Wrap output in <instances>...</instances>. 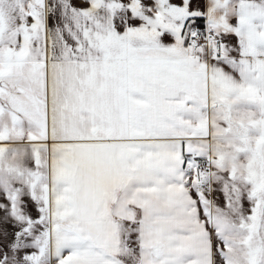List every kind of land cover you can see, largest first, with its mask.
Segmentation results:
<instances>
[{
  "label": "snow or ice",
  "instance_id": "snow-or-ice-1",
  "mask_svg": "<svg viewBox=\"0 0 264 264\" xmlns=\"http://www.w3.org/2000/svg\"><path fill=\"white\" fill-rule=\"evenodd\" d=\"M0 264H264V0H0Z\"/></svg>",
  "mask_w": 264,
  "mask_h": 264
},
{
  "label": "crops",
  "instance_id": "crops-1",
  "mask_svg": "<svg viewBox=\"0 0 264 264\" xmlns=\"http://www.w3.org/2000/svg\"><path fill=\"white\" fill-rule=\"evenodd\" d=\"M50 23H51V21H50Z\"/></svg>",
  "mask_w": 264,
  "mask_h": 264
},
{
  "label": "rangeland",
  "instance_id": "rangeland-1",
  "mask_svg": "<svg viewBox=\"0 0 264 264\" xmlns=\"http://www.w3.org/2000/svg\"><path fill=\"white\" fill-rule=\"evenodd\" d=\"M34 214V213H33Z\"/></svg>",
  "mask_w": 264,
  "mask_h": 264
}]
</instances>
